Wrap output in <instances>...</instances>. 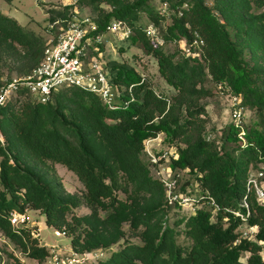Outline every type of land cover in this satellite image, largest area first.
Listing matches in <instances>:
<instances>
[{
    "label": "trees",
    "instance_id": "1",
    "mask_svg": "<svg viewBox=\"0 0 264 264\" xmlns=\"http://www.w3.org/2000/svg\"><path fill=\"white\" fill-rule=\"evenodd\" d=\"M153 1L78 0V5L86 4L96 12L94 33L105 31L114 18L128 21L133 28L129 43H139L157 58L160 74L177 92L160 93L133 65L115 59L110 61V80L123 86L115 107L76 86L52 91L45 102L20 90L0 106V131L5 138H0V228L29 256L46 258L49 248L39 244L33 234L35 227H13L9 219L11 210L22 211L31 204L42 209L48 224L71 234V246L78 251L118 242L125 234L122 223L128 222L131 234L140 241L124 240L98 264H264L260 254L264 204L245 188L248 166L257 167L264 158V64L258 58L250 62L246 56L247 51H255L264 57V0H252L261 8L256 12L249 11L251 0H214L212 5L206 0H157L160 6ZM162 2L167 9L162 10ZM102 3L110 9L105 10ZM72 12V4L52 8L49 20L69 17ZM141 12L155 25L162 42L146 34L144 27L149 22L141 20ZM169 15L170 22L160 32L158 26ZM56 34L57 29L53 36ZM195 36L203 40L200 56L186 53L184 46L179 59L164 52L166 41L184 39L190 44ZM46 41L23 29L15 17L0 12V54L7 53L15 42L22 45L18 58L22 60L18 65L21 74L38 63ZM206 80L226 93L239 94L242 107L253 111L250 124L242 125L244 142H239L240 129L233 123L220 148L213 137L203 133L205 109L197 99L211 93ZM129 85L134 97L128 93ZM160 131L168 146L175 145L177 154L168 161L173 176L178 169L188 168L199 188L195 212L175 222L183 223L189 244L180 243L178 229L166 222L167 206L176 203L165 201L164 184L150 174L142 158L144 140ZM229 142L235 144L229 146ZM23 152L73 170L84 185L83 199L91 212L69 222L65 215L68 199L25 164ZM119 187L127 191V197L117 196L115 188ZM246 193L251 206L248 223L257 224L258 230L253 238L234 243L241 221L232 210L240 208ZM207 194L218 204L215 211L206 201ZM100 209L105 211L103 216ZM243 251H248L244 260Z\"/></svg>",
    "mask_w": 264,
    "mask_h": 264
},
{
    "label": "rangeland",
    "instance_id": "2",
    "mask_svg": "<svg viewBox=\"0 0 264 264\" xmlns=\"http://www.w3.org/2000/svg\"><path fill=\"white\" fill-rule=\"evenodd\" d=\"M68 2L69 0H0V12L15 17L23 29L34 31L36 34L40 35L44 41H46L53 35L55 30V27L50 28L49 25V14L51 13V9H62L65 4H68ZM153 2L158 3V6H160V2H157V0H154ZM206 2L209 5H212L214 0H206ZM250 3L252 6L249 11L256 12L261 9L257 8L252 0ZM102 4L105 10L110 9V6L107 3ZM77 14L79 16L89 17L90 24H94L96 12L90 6L86 4L78 6ZM141 20L143 22H150V19L145 12H141ZM170 20L171 18L169 15L161 21V25L158 26L160 32H163L164 27L170 22ZM229 28L232 36L235 38L233 28L231 26ZM105 39L106 41L103 48V53L104 59L107 60L106 69L110 77L113 75L110 68V61L115 59L120 62L133 65L138 70L139 74H144L148 78L150 85L160 93L174 94L177 92L176 87L167 82L165 77L160 74L157 58L152 53L146 52V50L141 47L139 43H129L128 38L119 39L117 35H115L111 30L106 31ZM182 46H185V43L182 39L178 41L168 40L165 42L163 49L165 53L172 54L174 59H179L182 54ZM120 47H122L123 50H120ZM23 49L24 48L22 45L15 42L14 47L10 48L7 53L0 54V82L5 78L21 74L18 70V65L21 64L22 60L18 58L22 56ZM246 56L250 62H253L256 60V58H258L259 62L264 64V57L262 55L259 56L255 53V51H247ZM204 84L211 89V93L200 96L197 99V101L202 104L205 109L203 115H201L204 124L203 133H211L213 136L212 140L215 141L218 148H220V144L228 125L233 123L240 129L238 135L240 138L239 142H244L245 137L243 134L242 125L244 123L250 124V121L254 116L253 111L248 107H243V117L241 121H236L231 115L230 107L232 96L237 95L240 98V95L232 91L226 93L222 88H217L214 86L210 80H206ZM119 87V89L122 90L123 86ZM115 89L116 91L119 90L117 84ZM117 97L118 95L115 96V98ZM164 137L165 133L160 131L159 139L154 140L151 143L152 149L155 152L159 150H167V155L164 156L163 159H161L158 163L150 164L146 154L142 153V158L148 163L150 174L153 176L156 175V169L162 172L165 176L172 175V170L168 165V161L170 159V155L176 156L177 153H174L175 145L168 146ZM3 140H5L4 137ZM178 143L180 145H185L184 141L181 140ZM233 144L235 143H228L229 146ZM22 158L25 164L31 167L33 171L41 177L42 180L48 181L51 185L55 186L57 192L68 199L69 209L66 211L65 215L69 222L74 223L76 222L75 218L85 216L91 212L90 207L84 202L83 199L84 185L73 170L67 168L66 165L60 162H55L49 159L41 162L32 156L26 155L24 152L22 153ZM251 168H253L252 164L248 166V169ZM176 178L177 180L175 181V188L178 191H189L194 195L198 194L199 188L195 183V176L188 168L178 169L176 172ZM115 193L118 197H127V191L121 187L115 188ZM164 199L167 201L165 196ZM24 211L29 217L30 226L35 227L33 234L37 236L39 244H46L49 248V253L52 251V245L58 246L64 252H69V250L72 248L71 234L64 231L63 228L58 229L55 226L48 224L45 221V214L41 208H36L31 204H26L24 206ZM192 211L193 210L188 204L180 205L178 203L167 206L165 210V220L166 222L175 225L176 229H178L179 233L177 234V240L180 243L189 244L191 241L189 238L187 239L184 237V233L182 231L183 223L175 222L180 218L187 216ZM98 213L100 216H103L105 211L100 209ZM83 224L86 225L84 221H82V225ZM12 226L16 227L15 225ZM122 228L125 234L118 242L112 244L109 247H98L96 249H92L96 250V254L93 252L89 259H87L86 263L83 264H98L100 260L110 254L112 249L119 248L124 243V240L134 242L140 241L139 236L131 234V229L128 222H123ZM141 228L142 226H140V229ZM56 229L60 230L59 235L54 233ZM77 230L81 229L77 228ZM247 254L248 251L242 252L243 260ZM260 254L264 260V248L260 250ZM17 261L24 262L26 264L46 263L45 258L38 260L29 256L0 228V264H16Z\"/></svg>",
    "mask_w": 264,
    "mask_h": 264
},
{
    "label": "built area",
    "instance_id": "3",
    "mask_svg": "<svg viewBox=\"0 0 264 264\" xmlns=\"http://www.w3.org/2000/svg\"><path fill=\"white\" fill-rule=\"evenodd\" d=\"M68 4L73 5V12L69 17L50 21V27H55L57 34L52 35L46 41L38 63L27 73L2 80L0 106L13 99L22 89L27 90L35 99L45 102L52 91L68 86H76L96 93L108 107L118 105L116 101L121 90L118 87L119 92L116 91V84L111 82L106 69L107 60L104 59L103 53L106 41L105 33L111 30L119 39H127L133 32V28L128 21L114 18L106 25L105 31L91 32L95 28V23L91 25L89 17L77 14L78 0H69ZM166 7L167 3L162 2V10H165ZM144 30L147 35L162 42V37L151 22L145 25ZM182 40L185 43L184 51L186 53L197 56L202 54L200 44L203 40L201 38L195 36L190 44H186V41ZM128 93L130 97H134L132 85L128 86ZM116 95H118L117 98H115ZM240 101L241 96L240 98L237 95L232 96L230 109L231 115L236 121H241L243 117V107ZM159 133L144 140V152L152 164L158 163L167 155V150L155 152L152 149L151 143L159 139ZM206 136L207 138L213 137L211 133ZM0 138L3 140L1 131ZM156 176L164 184L166 199L169 203L188 204L193 210L192 213L195 212L199 203L197 195L178 191L175 188L177 178L173 176V173L171 176H165L156 169ZM245 188L254 194L258 203L264 204V158L259 166L248 170ZM205 197L206 201L213 206L212 211H215L218 204L214 197L210 194ZM239 205L240 208L232 210L241 221L240 232L234 239V243L240 242L243 238H253L258 230L257 224L248 223L251 206L247 193L241 197ZM9 219L11 224L16 227L30 225L29 217L24 210H11ZM54 233L59 235L60 230L56 229ZM52 246V251L45 258V264H83L96 251H78L71 248L69 252H64L58 246Z\"/></svg>",
    "mask_w": 264,
    "mask_h": 264
}]
</instances>
